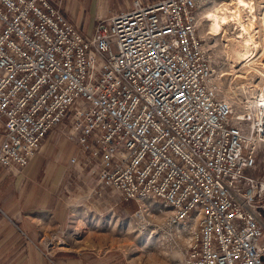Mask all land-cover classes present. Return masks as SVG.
Here are the masks:
<instances>
[{"label":"built area","instance_id":"built-area-1","mask_svg":"<svg viewBox=\"0 0 264 264\" xmlns=\"http://www.w3.org/2000/svg\"><path fill=\"white\" fill-rule=\"evenodd\" d=\"M217 1L136 0L86 35L59 0H0V168L57 127L79 149L68 183L159 202L191 235L183 264H264V76L225 92L199 22Z\"/></svg>","mask_w":264,"mask_h":264},{"label":"rangeland","instance_id":"rangeland-1","mask_svg":"<svg viewBox=\"0 0 264 264\" xmlns=\"http://www.w3.org/2000/svg\"><path fill=\"white\" fill-rule=\"evenodd\" d=\"M253 1L257 5L252 0L248 1L253 8L249 7L251 12L256 8V14L260 10V14L263 15L261 19L258 17L257 22L252 19L247 20L244 10L246 7L241 8L245 19L244 23L248 28L247 33H249H245L244 36L254 39L253 41L258 44L252 43L250 45L255 55L254 59L249 62L252 63V66L242 67L245 63L237 65L238 60L231 62L229 51L225 47L226 42L223 40L237 37L245 32H243L239 23H237L238 30H235L236 21H231L226 26L227 33L222 32L216 37H205L211 49L210 53L217 67L221 69L219 72L225 71V78H222V83L225 92L228 93L233 91L229 84L230 79L237 84L244 85L249 83V81L257 83V80L264 74V36L256 37L249 32L250 28L255 27L254 25L262 26L260 28L264 29V0ZM217 2L223 3H215L208 10V17L214 8L226 7L227 4V6L235 10V0H219ZM253 13L255 14V12ZM208 26L209 22L205 23L204 21L201 26V33L204 34ZM233 31L235 32L231 33ZM224 34L227 37H223ZM223 62H226V66L221 67ZM232 63L236 64L237 67L232 68ZM230 69L234 70L232 75L227 74ZM242 74L246 75L247 78L241 79ZM64 140L68 139L62 137L60 130L56 127L54 149L51 153L52 158L54 154L56 156L59 153L61 142ZM73 145L75 150L71 156L79 151L75 143ZM69 173L70 167L68 163L63 183L64 193L61 197L69 209L70 216L68 223L59 228L57 233L46 235L45 242L47 241L46 239L50 241L49 244H44L47 255H52L55 250H72L76 252L121 255L132 264H183L187 246L184 240L174 236L172 228L167 225L166 217L170 213L167 208H164L159 202L152 203L149 210L145 211L144 215H141V212L136 213L137 205L134 201H122L116 193L105 192L103 196L92 194L95 183H90V181H88V184H84L83 181L79 183L71 181V183H68ZM189 224L187 223L177 228L183 229ZM261 241L264 242V234Z\"/></svg>","mask_w":264,"mask_h":264},{"label":"crops","instance_id":"crops-1","mask_svg":"<svg viewBox=\"0 0 264 264\" xmlns=\"http://www.w3.org/2000/svg\"><path fill=\"white\" fill-rule=\"evenodd\" d=\"M59 1L68 19L89 35L99 21L127 10L136 0ZM158 1L161 0L140 3ZM3 130L0 125V144ZM55 133L56 127L49 131L26 166L14 172L0 168V264H132L121 255L107 253L55 250L52 255L46 254L44 244L50 243L48 239L45 242L46 235L57 233L70 216L61 196L67 165L75 150L71 141L64 140L52 158Z\"/></svg>","mask_w":264,"mask_h":264},{"label":"bare ground","instance_id":"bare-ground-1","mask_svg":"<svg viewBox=\"0 0 264 264\" xmlns=\"http://www.w3.org/2000/svg\"><path fill=\"white\" fill-rule=\"evenodd\" d=\"M227 5H226V7H222V8H214L212 10V12L209 13V20H211V21H209V26H208L207 30L210 31L211 35H206L208 33L207 30L203 34V33H201V29H200V33L204 37H206V36L216 37L217 35L221 34L222 32L227 33V27L226 26L231 22V20H232L231 16L232 15L236 16V18H234V19H237V20H235L236 23H239L241 25V29L243 30V32L244 31L245 32L243 34L237 36V37H230L227 40H223V41L226 42L225 47L229 51L231 62H234V60H238L237 65H242L243 63H245V64H243L242 67L252 66V63H249V62H251L254 59L255 55H254V52L252 51V48H250V45H252V43H254V44H257V43H256V41H253L254 39L247 38L244 36V34L248 32V30H247L248 28L246 27V25L244 23L245 19L243 18L242 9H241L242 7H251L252 8V6H250L249 2L246 0H235V10L233 8L227 6ZM211 7L208 9H205V11L202 12V14H205V15H203V17L204 16L206 17L208 15V10L211 9ZM199 22L201 23V26H202L204 21L202 19ZM223 37H227V36L224 34ZM205 40H206V38H205ZM205 47H207L208 50H211L209 45L207 44V41L205 42ZM237 65L232 63L231 67L234 68V67H237ZM233 71L234 70L230 69L227 72V74L232 75ZM236 71H237V69H236ZM222 72L223 73H221V75L225 76V74H224L225 71H222ZM243 74L241 75V79H246L247 76L243 75ZM263 76H264V74H263ZM222 85H223V83H222ZM245 85L246 84H244V87H245ZM251 86H253V85H251ZM223 87H224V85H223ZM232 90H233V88H232ZM186 229L188 230L189 233H193V231L195 230V222H192L190 225L186 226ZM180 238L182 240H184V243L188 247L190 239H191V235H188V236L181 235Z\"/></svg>","mask_w":264,"mask_h":264}]
</instances>
